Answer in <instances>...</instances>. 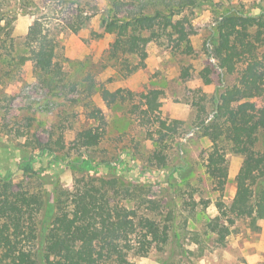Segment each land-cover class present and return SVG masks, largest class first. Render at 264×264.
Returning <instances> with one entry per match:
<instances>
[{
    "label": "rangeland",
    "instance_id": "obj_1",
    "mask_svg": "<svg viewBox=\"0 0 264 264\" xmlns=\"http://www.w3.org/2000/svg\"><path fill=\"white\" fill-rule=\"evenodd\" d=\"M122 1L125 14L141 6L133 0ZM215 1L221 4L218 7L221 12L238 7L250 14H258L257 6L264 4V0ZM106 7L107 0H0V18L6 16L11 20L10 28L6 20L1 22L5 42H0V47L3 46L0 48L3 69L0 72V174L15 171V181H22L21 173L15 168L25 143L24 138H17L19 133L36 134L42 142L52 144L62 137L66 149L58 152L59 159L76 161L81 156L74 146L76 134L101 125L90 118L91 111L99 108L105 118L101 126L104 135L100 145L86 153L98 163V171L83 174L74 164L52 165L51 159L44 156L38 158L36 168H46L42 174L46 178L28 179L23 184L26 190L44 192L42 230L51 219L54 210L51 205L58 193L54 195L53 178H59L63 190L73 191L79 179L88 180L86 175L91 178L116 175L131 191V196L121 198L120 203L169 227V243L144 257L132 255L130 260L135 264H264V221L260 223V232L238 221L223 246L205 226L208 219L219 215L217 202H223L227 209L231 207L235 178L243 161L241 156L228 153L229 178L221 195L206 174L205 158L212 143L192 129L207 123L213 115L210 102H206V109L192 105L195 94L216 95L225 86L234 85L237 79L221 75L218 68L209 79L203 78L205 68L216 63L209 56V40L216 20L212 8L206 5L186 16V41H190L192 54L183 52L186 41L179 49L168 38L151 42L147 47L146 68L125 77L124 63L134 67L137 59L123 54L118 59L110 57L117 36L101 26ZM81 15L90 18L89 25L73 33L69 25L76 23ZM37 17H41L49 36L57 42L55 61L66 77L62 87L53 88L40 82L32 61L20 69L16 67L17 58L26 55L25 38ZM11 29L13 48L7 36ZM91 85L94 88L88 93L87 87ZM103 90L121 91L126 101L109 105L103 99ZM151 90L164 93L159 99L162 107L158 112L163 119L187 123L173 139L167 138L166 170L149 162L156 149L154 140L160 138L155 117L143 118L140 111L132 113L135 106L146 108L145 97ZM252 102L257 111L263 110L264 97ZM240 109L241 103L233 106L236 113ZM258 148L264 150V131L259 134ZM111 163L116 170L109 167ZM176 167L179 170L171 172Z\"/></svg>",
    "mask_w": 264,
    "mask_h": 264
},
{
    "label": "trees",
    "instance_id": "obj_2",
    "mask_svg": "<svg viewBox=\"0 0 264 264\" xmlns=\"http://www.w3.org/2000/svg\"><path fill=\"white\" fill-rule=\"evenodd\" d=\"M133 1L141 6L137 11L125 14L122 0H107L105 16L101 19V26L117 36L110 57L118 59L123 54L137 59L134 67L124 63L125 77L146 68L147 47L151 42L168 38L177 49L181 47L186 41L185 21L189 12L194 14L208 5L216 15L209 40V56L216 63L205 68L203 78L209 79L218 68L221 75L236 76L237 79L234 85L225 86L216 95L195 94L192 105L206 109L210 102L213 115L207 123L192 129L212 143L205 158L206 174L214 190L221 195L229 178L228 153L241 156L243 161L235 178L236 191L231 207L227 209L223 202H217L219 215L208 219L205 226L222 246L238 221H244L250 230L260 232V223L264 221V150L258 148V141L259 134L264 131V108L257 111L252 100L264 97V4L257 6L258 14H250L238 7L221 12L218 10L221 4L215 0ZM77 19L69 25L73 33L89 25V17L81 15ZM3 20L11 27V20L6 16L0 18L1 43L5 42ZM11 33L12 29L7 36L13 48ZM25 41L26 55L17 58L16 67L20 69L32 61L40 82L53 88L62 87L66 77L55 61L58 45L49 36L41 17H37L30 27ZM186 42L183 52L190 55L193 49L190 41ZM2 70L0 68V72ZM93 88V85L87 87V92L91 93ZM129 95L133 96L132 93ZM163 95L162 90L149 91L145 97L146 108L135 106L132 113L140 111L143 118L155 117L160 138L154 140L156 149L149 162L166 170L169 166L165 154L167 138L173 139L187 123L163 119L158 114L162 107L159 99ZM102 96L109 105L126 101L121 91L103 90ZM237 103H241L238 113L233 110ZM90 118L101 125L77 132L74 146L81 156L76 161L59 159L58 152L66 149L62 137L52 144L42 142L36 134H17V138L25 139L15 167L21 173L22 181H15V171L0 174V264H135L130 260L132 255L144 257L169 243V227L120 203L121 198L131 196V191L116 175L110 178L86 175L88 180L79 179L73 191L63 190L59 178H53L54 195L58 193L51 205L54 207L51 219L42 230L40 217L46 206L44 192L26 190L23 184L28 179L46 178L42 176L46 168H36L38 158L44 156L51 159L52 165L74 164L83 174L96 173L98 163L86 153L100 145L105 118L99 108L91 111ZM109 167L116 170L112 163ZM178 170L176 167L171 172Z\"/></svg>",
    "mask_w": 264,
    "mask_h": 264
}]
</instances>
